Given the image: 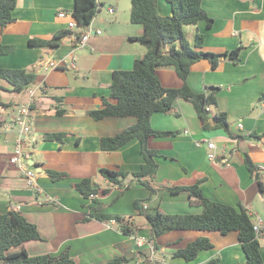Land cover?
Segmentation results:
<instances>
[{"label":"crops","instance_id":"0c3cea01","mask_svg":"<svg viewBox=\"0 0 264 264\" xmlns=\"http://www.w3.org/2000/svg\"><path fill=\"white\" fill-rule=\"evenodd\" d=\"M74 7L75 0H17L13 11L16 22L0 28V43L12 46L9 54H0V67L35 70L39 76L37 83L46 86L36 94L30 133L26 135L32 142L27 165H34L36 171L37 186L33 187L10 163L19 127L1 132V126L17 117L19 106L28 101L34 85L15 93L9 83L0 79V102L9 104L0 107V213H22L37 225L42 236V240L24 243L10 252L25 249L29 255L58 254L68 247L78 264H107L115 256L131 258L126 264H204L213 257H219L221 264L245 262L246 255L235 231L222 234L178 230L157 239L161 261L154 263L146 253L147 246L139 247L134 239L136 235L150 238L151 233L134 202L145 200L144 210L151 214L158 209L167 214L200 213L201 207L190 204L187 192L172 194L158 186L207 177L202 185L206 197L234 206L240 202L254 216V222L259 217L264 224V190L238 155V152L250 154L259 166L264 189V137H261L264 133V0H202V7L214 19L212 27L207 28L205 21L183 27L192 46L197 32L204 35L205 51L223 53L243 46L238 62L220 58L213 68L203 59L192 65L188 77V84L196 93L207 94L211 88H218L217 105L209 107L208 122L213 126L214 114L225 112L232 136L224 129H203L194 105L184 98L176 100L173 111L153 114V128L179 133L149 139V147L160 154L158 171L152 181L158 191L152 198L150 191L132 181L131 176L120 185H112L100 173L101 168L122 172L141 169L145 160L138 138L117 150L100 148L102 137L116 135L133 125L136 118L94 120L86 114L90 108L101 107L103 97L115 101L110 98L113 72L133 69L136 59L146 54V46L131 40L142 33V25L130 19L131 0H101L91 22L93 33L87 47L75 49L76 42L70 34L84 30H70L66 20L58 17L59 11H72ZM159 12L163 16L171 15V5L159 0ZM64 30L70 33L61 40L58 49L35 48L29 44L31 39H51ZM97 30L102 33L98 34ZM72 55L75 67L45 69L51 60H70ZM157 72L164 87L183 86L174 68L159 67ZM58 109L66 111L58 114ZM46 132L68 134L60 144L45 141L42 136ZM210 141L217 149H209ZM213 151L218 156L215 161L208 157ZM49 169L65 172L67 176L52 181L47 174ZM84 178H92L99 189L88 199L72 186ZM104 189L108 193L104 194ZM96 201L101 202L104 214L124 216L125 222L135 229L134 234H124L114 220L91 217ZM200 235L209 236L213 248L201 250L190 262L174 257L178 249ZM259 241L264 259V235Z\"/></svg>","mask_w":264,"mask_h":264},{"label":"trees","instance_id":"16d2710c","mask_svg":"<svg viewBox=\"0 0 264 264\" xmlns=\"http://www.w3.org/2000/svg\"><path fill=\"white\" fill-rule=\"evenodd\" d=\"M172 9V14L163 16L159 12V0H131V21L142 25V33L131 37V40L139 42L147 47L146 54L136 59L131 70H115L112 74L111 101L102 98V106L90 108L86 114L94 120H102L106 117L127 118L134 117L136 122L126 127L114 136H104L100 140V148L103 151H113L121 148L134 138L141 143V152L144 164L135 172H122L101 168V175L112 185H120L123 179L131 176L132 181L143 185L150 191V197L156 195L158 188L166 189L172 194L187 192L192 206L201 207V212L196 214H167L158 209L155 213H147L144 210L145 200L137 199L134 206L138 213L146 219L150 228V239L158 249L157 239L167 233L178 230H194L201 232H220L226 234L231 231L238 233L246 261L236 264H264L259 238L254 231V216L240 202L236 206L212 200L205 196L202 185L207 177H200L193 182H173L171 186L161 185L156 188L152 185L158 171L157 157L159 152L149 147L151 137H168L178 135L179 131L156 130L151 125V117L155 113H169L173 111L178 98L190 101L198 114L203 129H224L229 135L230 126L225 112L214 114L215 124H209L210 105H217L216 93L218 88H211L207 94L196 93L188 84L191 67L196 62L207 59L213 68H216L220 58L231 59L234 62L240 60L243 46L214 53L203 50L204 35L196 33L195 43L192 46L186 39L183 31L185 25H196L205 21L207 28L212 27L214 19L211 18L202 7V0H166ZM17 6V0H0V28H4L16 22L13 14ZM96 11V0H75L72 10L73 16L80 27H86L92 20ZM70 31H60L51 39L34 38L29 44L35 48L58 49L61 40ZM80 35V32L78 33ZM11 45L0 43V54H9ZM159 67H172L183 81L180 88H166L162 85L157 69ZM0 79L5 80L15 93H21L39 80L37 71L25 68L0 67ZM0 107H9V104L0 102ZM65 109H58V114H64ZM67 132H46L43 134L45 141L63 144ZM264 137V133L261 135ZM238 155L250 173L255 176L260 189H263L262 176L259 166L255 164L250 154L238 152ZM52 181L62 180L67 176L65 172L47 170ZM130 185V183H129ZM73 188L88 199L99 192L97 184L92 178H84L72 184ZM129 187V186H127ZM108 189L102 190L104 194ZM100 221L117 222L126 235H132L133 230L125 222L124 216L119 214H104L102 204L96 201L93 213L90 215ZM42 240L41 233L36 224L30 222L22 213L9 211L0 213V264H78L72 257L68 247L58 254L29 255L25 249L10 252L12 248H18L30 241ZM214 244L209 236L200 235L187 246L178 249L174 257L183 258L187 262L197 258L201 250L213 248ZM131 258L115 256L108 260L107 264H126ZM98 264V263H93ZM204 264H221L219 257H213Z\"/></svg>","mask_w":264,"mask_h":264},{"label":"built area","instance_id":"2783aa9c","mask_svg":"<svg viewBox=\"0 0 264 264\" xmlns=\"http://www.w3.org/2000/svg\"><path fill=\"white\" fill-rule=\"evenodd\" d=\"M101 7V0H96V11L95 14L91 20V22L94 20L95 15L97 14L99 8ZM111 13H113V9H109ZM58 17L61 19L66 20V25L70 30H84V32L80 33H71L70 36L74 39L76 44L74 45L75 49H82L87 47V41L91 37L93 31L91 27V22L84 28L80 27L75 20L73 16V12L69 10H61L58 12ZM98 34H101V30L96 31ZM61 66H71L75 67L74 64V56L72 55V58L70 60H67L66 58L60 59V61L51 60L47 66H45L46 70L49 69H56ZM46 86L43 83H35L34 88L30 92V96L28 101L19 106L18 108V115L14 120H11L9 122H6L1 126V132H7L12 130L14 127H19V136L15 144L14 153L10 157V163L15 165L27 178L29 184L33 187L37 186L36 183V172L35 170L31 169L29 165H27V160L31 159V152L30 148L32 146V142L29 139V137H26L30 133V118L32 113V106L35 104V98L36 94L39 90H45ZM242 127V125H241ZM198 146H201V142H196ZM208 147L211 150L217 149V146L214 142L210 141L208 143ZM208 157L211 161H215L217 159V154L215 151L210 152L208 154ZM94 195H91L93 197ZM254 231L257 238H260L264 235V224L261 221V219L258 217L256 218V221L254 222ZM136 244L139 247L147 246L149 249V258L154 263H157L160 260L158 251L155 248V245L153 241H151L149 238L145 236H135L134 237Z\"/></svg>","mask_w":264,"mask_h":264},{"label":"rangeland","instance_id":"374dc122","mask_svg":"<svg viewBox=\"0 0 264 264\" xmlns=\"http://www.w3.org/2000/svg\"><path fill=\"white\" fill-rule=\"evenodd\" d=\"M212 107L214 108V105H210V109H211ZM208 109H209V108H208ZM144 248H146V251L148 250L147 247H144ZM146 253H147V255H148V254H149V250H148Z\"/></svg>","mask_w":264,"mask_h":264},{"label":"clouds","instance_id":"9594fccd","mask_svg":"<svg viewBox=\"0 0 264 264\" xmlns=\"http://www.w3.org/2000/svg\"><path fill=\"white\" fill-rule=\"evenodd\" d=\"M90 22H91V21H90ZM82 32H83V31H82ZM82 32H80V33H82ZM32 167H33V166H32ZM32 167L30 166L31 169L35 170L34 167H33V168H32ZM35 172H36V171H35ZM147 238H148V237H147ZM149 239H150V238H149ZM259 239H261V237H260ZM150 240H151V239H150ZM151 241H152V240H151ZM153 243H154V242H153ZM156 250H157V249H156ZM157 251H158V250H157ZM158 253H159V252H158Z\"/></svg>","mask_w":264,"mask_h":264},{"label":"water","instance_id":"95a60500","mask_svg":"<svg viewBox=\"0 0 264 264\" xmlns=\"http://www.w3.org/2000/svg\"><path fill=\"white\" fill-rule=\"evenodd\" d=\"M34 167V165H32Z\"/></svg>","mask_w":264,"mask_h":264}]
</instances>
